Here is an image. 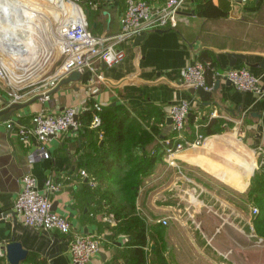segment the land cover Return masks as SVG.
<instances>
[{"label":"crops","instance_id":"1","mask_svg":"<svg viewBox=\"0 0 264 264\" xmlns=\"http://www.w3.org/2000/svg\"><path fill=\"white\" fill-rule=\"evenodd\" d=\"M79 1L87 29L92 35L110 36L118 32L124 0ZM145 1L152 9L164 2ZM211 3L214 6L228 3L227 16L214 19L198 17L196 0H185L172 28L160 33L147 32L138 47H133L129 40L121 41L114 47L122 55L116 64L106 67L96 61L94 73L84 70L80 82H70L54 90L56 86L48 101L36 100L13 112L11 117L15 123L7 141L3 143L0 139L3 146L0 148L4 149L0 155V214L13 212V202L23 175L31 176L36 190L42 194L44 181L49 180L58 186L57 192L47 195L52 212L69 222L71 235L90 234L101 238L100 251L86 264L123 261L129 254V246L126 245L129 238L123 234L115 235L108 228L110 225L106 219L113 218L111 214L96 212L93 190L97 184L90 179L83 164L93 154L89 147L93 140L91 130L94 129L91 121L79 120L81 128L77 133L66 132L49 137L42 145L47 153L45 159L33 138L27 143L19 140L18 127L27 125L31 115L40 110L58 114L72 108L78 110L79 119L85 103L89 102L101 108L117 104L129 111L133 109L142 119L130 112L132 117L143 127L155 125L162 118L160 134L166 137L170 135V126L165 124L168 111L183 100L189 105L184 124L185 138L191 140L195 132H199L206 140L203 145L177 155L173 167L160 157L140 179L133 214L148 227L152 237L150 248H156L160 257L157 261L156 255L151 253L149 262L264 264V241L256 236L250 215V209L256 207V198L250 188L259 154L264 150V97L237 92L223 79L213 76L227 69L246 67L264 84V0H246L245 3L211 0ZM71 7L70 11L77 9ZM12 15L11 21L15 23L17 16L12 18ZM15 33L14 30L9 31L13 37ZM43 49L49 52L45 58L37 57L35 52L31 56L39 67L36 71L39 75L49 68L56 53L48 46ZM203 55H208L209 59H200ZM229 55L241 56L242 60L228 59ZM21 58L27 57L21 54ZM42 61L45 63L40 66ZM204 61L213 62L214 72H205L206 83L210 82L213 87L216 83V90L210 91L208 104L191 95L189 88L180 85L179 81L184 68ZM34 70L32 64L29 73L24 75L27 76L25 81L32 79ZM21 73L23 71L18 68L14 74ZM51 73L52 70L48 75ZM12 81L10 83L15 87H0V109L3 108L1 101L6 100L5 92L18 86L17 81ZM0 126L6 132L5 123ZM207 129L214 132L207 134ZM156 143L159 141H154L147 150ZM80 171H84L86 177H81ZM106 186L105 183L102 187ZM159 220H165L166 225L159 224ZM13 228L15 240L27 255L33 254L41 264H72L66 250L67 237L24 226L16 215L14 227L10 216L0 220V242L9 239ZM54 239L57 241L52 245ZM0 264H6L1 245Z\"/></svg>","mask_w":264,"mask_h":264},{"label":"built area","instance_id":"2","mask_svg":"<svg viewBox=\"0 0 264 264\" xmlns=\"http://www.w3.org/2000/svg\"><path fill=\"white\" fill-rule=\"evenodd\" d=\"M185 0H164L163 4L152 9L145 0H124V9L119 17V30L113 35L95 36L87 29L84 15L79 5V0H68L77 7V11L71 16L59 30L57 40V56L50 65L52 73L41 75L24 86L5 92L7 105L23 103L39 97V102L49 100L50 92L57 86L60 78L70 72L82 73L88 70L94 73V62H101L106 67H111L121 59V52L114 47L124 40L146 34L150 31H162L174 26L175 16L180 5ZM245 3L246 0H239ZM50 67V66H49ZM49 69V68H48ZM47 69V70H48ZM210 70L208 61L195 62L180 72V85L188 88H201L210 92L213 84H207L204 74ZM46 72V71H45ZM229 82L230 86L240 93H252L257 97H264V84L248 71L246 67L227 69L221 74L213 75ZM98 113L101 106H93ZM189 105L186 101H179L171 106L167 117L170 119V135L159 140L161 157L164 162L173 167L177 155L187 149H193L203 145L206 137L195 132L193 138L184 136V124ZM99 118L95 115L91 120V127L99 125ZM6 129L9 128L5 123ZM81 128L78 119V110L66 108L58 114L46 113L43 110L36 111L25 126H19L17 135L21 142L27 143L33 138L38 144L42 157L47 158L43 151V143L49 137L59 136L62 133H77ZM197 129V128H195ZM80 176L85 177L84 171ZM90 186H93L90 183ZM58 186L49 180L44 181V193L36 190L35 180L29 175H23L20 179V188L14 199L12 210L20 218L24 226L43 232H55L67 237V254L72 264H86L100 251L101 238L90 234H73L69 222L51 211L50 200L47 195L57 192ZM257 208L250 209V215L257 214ZM110 227L115 225L113 218L106 219ZM159 224L166 225L165 220H159ZM114 264H123L121 261Z\"/></svg>","mask_w":264,"mask_h":264},{"label":"trees","instance_id":"3","mask_svg":"<svg viewBox=\"0 0 264 264\" xmlns=\"http://www.w3.org/2000/svg\"><path fill=\"white\" fill-rule=\"evenodd\" d=\"M34 1L40 6L46 0ZM228 6V3L214 6L211 0H196L195 13L206 19L224 18L228 14ZM208 55H203L200 59H209ZM212 66L213 62L210 63V68ZM206 72L211 73L210 70ZM84 108L80 121L84 119V122L89 123L96 115L100 122L98 127L91 130L93 140L89 147L93 154L83 163L90 179L97 184L93 190L95 210L98 214L113 216L115 225L108 227L113 234L128 236L126 245L129 246V254L121 261L123 264H150L151 253L159 261L157 249L150 248L151 233L144 222L133 214V204L140 179L160 160L159 144L156 143L150 150L147 147L163 138L160 134L163 120L161 118L157 124L143 127L132 117L135 115L142 119L133 109L129 111L116 104L101 108L95 113L89 102L85 103ZM217 130L220 131V128ZM213 132L206 131L207 134ZM105 183L107 186L102 187ZM250 190L254 192L258 211L252 217L254 231L264 241V150L259 154ZM25 263L41 264L33 254L27 255Z\"/></svg>","mask_w":264,"mask_h":264},{"label":"rangeland","instance_id":"4","mask_svg":"<svg viewBox=\"0 0 264 264\" xmlns=\"http://www.w3.org/2000/svg\"><path fill=\"white\" fill-rule=\"evenodd\" d=\"M66 4H69L68 0H46L40 6H39V3H35L34 0H0V10L3 12L2 13L0 11L1 12L0 14H2V16L0 18V22L2 23L1 25H3V27H1V30H0L1 31L0 39H8L9 38V40L7 41V43L8 42L9 43L7 44V46L10 47L11 54L21 53L19 51L20 46L18 45V43L22 42L25 39V37H24L25 35L23 34L25 31V28H24V25L22 23L23 19L21 18L24 16L27 20V23L29 21L28 25L33 30L32 39H33V48L35 50H33L32 53L30 54V58H31V56H33V52H35V55L37 57H39L41 59L43 57L45 58L46 57L45 55L49 52H47V50L43 49L44 46L51 47V46H49L50 40L56 39V33H55V30L57 29L56 27H58L61 24V22L66 18V16L64 14L68 15L66 12V7H67ZM28 8H31V10H29ZM14 13H15V15H14ZM11 14L14 15V16L12 15V18L17 16V17H15L16 18L15 23L11 21V18H10ZM26 14H28L29 16L27 17ZM63 15L65 17H63ZM2 18L5 19L6 22ZM5 23H7L9 26ZM10 27L15 28V29H10ZM10 30H14L16 32L14 37L9 34ZM34 32H36V35ZM46 42H48V43H46ZM51 49H53V47H51ZM0 50H1V48H0ZM53 50H55V49H53ZM54 54H56V53H54ZM1 59L4 60L3 58H1ZM0 64L1 65L5 64L3 66L5 71H8L7 69H10V71H12V72L14 71L15 66H12V62H11V66H8L10 64L9 63L7 64V61H3V63H0ZM34 64H36V62H34ZM40 66H42V65H40ZM51 66L52 65H50L48 71L46 70V72L43 73L44 75H47L49 73V71L52 70V68L55 65L52 68H51ZM19 69L23 70L22 67ZM14 72H16V70ZM39 76H41V75L37 74V72H36L33 75L32 79H28L27 81H25V80H22L23 79L22 78L21 79L22 83H20V84H23L22 86H24L28 83H33L34 79L38 78ZM0 87H2V88L15 87V85L10 83L9 75L6 74V72L4 73L3 70L0 72ZM257 242H259V241H257Z\"/></svg>","mask_w":264,"mask_h":264},{"label":"water","instance_id":"5","mask_svg":"<svg viewBox=\"0 0 264 264\" xmlns=\"http://www.w3.org/2000/svg\"><path fill=\"white\" fill-rule=\"evenodd\" d=\"M190 15L193 16L194 13L191 12ZM156 32L160 33L162 31H156ZM144 36H145L144 34L137 35V36L130 38L129 41H131L133 47H138L140 42L144 38ZM235 58H239L242 60L241 56H232V55L228 56V59H235ZM232 65H233V63L231 60L230 66H232ZM80 80H81V74L80 73L70 72V73L64 75L60 79V81L57 85V88H55L54 90L58 89L61 85H66L70 82L71 83L80 82ZM224 81H225L226 85H230L228 81H226V80H224ZM212 90H216V83H215L214 87L212 88ZM189 93L191 95L197 96L202 102H205L206 104H208L207 100L209 99L210 94H211V92L203 91L201 88H189ZM38 98L39 97H33L30 101H28L26 103H12L10 105H7L8 103L6 100L1 101L3 108L0 109V124L8 123V125H9V128H7L6 132H4L0 129V139L3 143H4V141H7L6 139L9 136V133H10V131H11V129L15 123L11 117L13 112L20 111L21 109L26 107L28 104H31L34 101L38 100ZM170 123H171V121L167 117L165 120V124L170 125ZM0 128H1V126H0ZM0 146H2V145L0 144ZM2 148H3V146H2ZM2 148H0V155H2V153L4 152V149H2ZM51 211H53L52 207H51ZM7 216H10L13 227H14L16 224V214L14 212H11V211H5V212L0 214V220L6 218ZM13 231H14V228L11 230L12 235L9 237V239L6 241L0 242V245L2 246L4 261L6 262V264H21L25 261V259L27 257V252L24 249H22L21 245L15 240V237L13 235ZM56 241L57 240L54 239L52 241V245H54L56 243ZM54 248L56 249V247H54Z\"/></svg>","mask_w":264,"mask_h":264},{"label":"bare ground","instance_id":"6","mask_svg":"<svg viewBox=\"0 0 264 264\" xmlns=\"http://www.w3.org/2000/svg\"><path fill=\"white\" fill-rule=\"evenodd\" d=\"M67 5V9H66V12H67V14L69 15V16H71V14H74V13H76V11H77V9L75 8V10L74 11H70L69 9L71 8L72 9V7L71 6H74L72 3H69V5L68 4H66ZM69 8V9H68ZM1 11V10H0ZM2 12V11H1ZM0 12V13H1ZM3 13V12H2ZM1 16H2V14H0V18H1ZM66 16V18L61 22V24L58 26V27H56L57 29L55 30V33H56V39H52V40H50V43H51V47H53V49H55L56 50V54H55V59H56V56H57V40L59 41V30H60V28L65 24V22L68 20V18H67V15H65ZM23 20H22V23H23V25H24V28H25V31H24V37H25V39L22 41V42H20V43H18V45L20 46L19 47V51L21 52V53H19V54H11V50H10V47H8L7 46V44L9 43H7V41L9 40V38L8 39H0V48H1V50H0V63H3V61H7V64L9 63L10 65H8V66H11V62H12V66H15V68L16 69H18V68H23V73H21V75H18L20 72H18V74H17V76H16V74H14L12 71H10V69H7L8 71H5V69L3 68V66L5 65H1L0 64V72L3 70L4 71V73L6 72V74H8L9 75V77H10V80L12 81H14V82H16L17 81V85L18 86H20V85H23V84H18L20 81H21V79L22 80H26L27 79V76H24L25 74H28L29 73V70H30V68H31V66H32V64H34L33 63V61H32V59L30 58V54L32 53V51L34 50V48H33V39H32V35H33V30H32V28L28 25V23H27V20H26V18L23 16V17H21ZM3 19V18H2ZM4 21H5V19H3ZM6 22V21H5ZM9 22V21H8ZM2 23L0 22V30H1V27H3V25H1ZM5 24H7V23H5ZM8 25V24H7ZM6 26V25H5ZM9 26V25H8ZM7 28V27H6ZM54 35V34H53ZM0 36H1V31H0ZM15 39V38H14ZM11 41V40H10ZM53 41V42H52ZM11 43V42H10ZM7 46V47H6ZM52 49V50H53ZM17 52V51H16ZM21 54H24L27 58H21ZM1 58H3L4 60H2ZM51 60V59H50ZM40 62V61H39ZM38 62V63H39ZM44 63L45 62H41L40 64L43 66L44 65ZM7 66V65H6ZM12 68V67H11ZM14 68V70H16ZM34 68H35V70L34 71H32L31 73H32V77H33V75L36 73V71L38 70V66H36V64H34ZM48 69V68H47ZM45 71L46 70H43L42 71V73H41V75L43 74V73H45ZM48 71V70H47ZM34 73V74H33ZM23 76V77H22ZM17 79V80H16ZM37 79V78H36ZM35 80V79H34ZM12 81V82H13ZM31 81V80H30ZM13 82V83H14ZM25 84V83H24ZM214 139H216V138H214ZM219 139V138H218ZM225 139V138H224ZM221 141V140H220ZM224 141V140H223ZM226 141V140H225ZM228 141V140H227ZM217 142H218V140H217ZM216 142V143H217ZM236 142V141H235ZM208 143V142H207ZM206 143V144H207ZM221 144V143H220ZM231 144H233V143H231ZM235 144H237V142L235 143ZM234 144V145H235ZM239 144V143H238ZM237 144V145H238ZM210 145V144H209ZM225 145H226V143H225ZM236 145V146H237ZM211 147V146H210ZM224 147V146H223ZM232 148V147H231ZM203 150V149H202ZM233 150V149H232ZM200 151V150H199ZM236 151V150H235ZM244 151H248V150H245L244 149ZM225 152V151H224ZM201 153H202V151H201ZM232 153V152H231ZM230 153V154H231ZM240 153V152H239ZM238 153V154H239ZM242 153H244V152H242ZM198 154V153H197ZM234 154V153H233ZM248 154V153H247ZM235 155V154H234ZM240 156V155H239ZM247 156V155H246ZM241 157H242V155H241ZM241 157H239L240 159H241ZM245 157V156H244ZM250 157H251V155H250ZM246 158V157H245ZM252 159V158H251ZM246 160H248L247 158H246ZM250 161V160H249ZM248 161V162H249ZM241 162H243V161H241ZM251 162V161H250ZM249 162V163H250ZM242 164V163H241ZM251 166V165H250ZM243 167V166H242ZM252 168V167H251ZM246 171V170H245ZM247 171H248V169H247Z\"/></svg>","mask_w":264,"mask_h":264}]
</instances>
